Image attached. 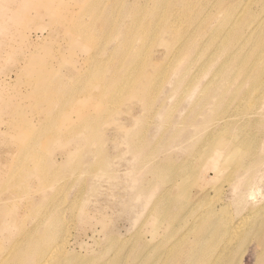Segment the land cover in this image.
<instances>
[{
	"label": "rangeland",
	"instance_id": "1",
	"mask_svg": "<svg viewBox=\"0 0 264 264\" xmlns=\"http://www.w3.org/2000/svg\"><path fill=\"white\" fill-rule=\"evenodd\" d=\"M11 8L16 16L0 15V81L6 82L0 91L18 110L10 118L0 112V138L11 144L10 156L1 158L0 194L8 197L15 236L52 212L67 236L54 264L68 252L74 264H174L172 256L188 254L187 243L208 242L197 230L171 247L210 205L218 221L258 207L262 219L264 0H0V9ZM19 57L33 73L14 72ZM42 69L51 76L40 75ZM56 75L64 89L49 87ZM81 79L84 87L75 90ZM56 90L52 109L42 97ZM68 95L81 103L61 111L55 99L62 103ZM223 116L227 136L239 128L247 143L242 151L257 158L252 174L238 171L235 189L237 160L228 153L219 166L216 155ZM27 137L39 158L31 156ZM59 145L74 151L64 165ZM49 148L56 149L51 157ZM205 154L211 176L201 174ZM247 178L260 193L241 206ZM245 238L218 263L226 257L254 264L256 240ZM198 255L204 250L192 264Z\"/></svg>",
	"mask_w": 264,
	"mask_h": 264
},
{
	"label": "bare ground",
	"instance_id": "2",
	"mask_svg": "<svg viewBox=\"0 0 264 264\" xmlns=\"http://www.w3.org/2000/svg\"><path fill=\"white\" fill-rule=\"evenodd\" d=\"M59 2L61 3L63 2V0H59ZM24 7L26 6L24 5L21 6V8ZM23 11H24L23 13H27V10L23 9ZM17 14L18 13L16 12L15 8L7 9V10L0 9V15L3 17H13L16 16ZM25 21H26V17L24 20V24ZM50 21L48 22V24L51 23ZM47 34L51 35V32H47ZM2 44H3V40L0 39V46ZM28 47L30 48L35 47V45L29 42ZM30 48L28 49V51L31 50ZM32 56L33 55H31L30 58ZM26 62H28V60L19 57V60L14 62L13 65V68L15 69L14 72H16L19 75L21 73H33L32 71H30V67H28L29 64H27ZM38 73L44 77L51 76V72H45V71L43 72V69ZM51 81L54 84H49L50 88L59 86L61 89H64V85H63L64 81L59 76L56 75L54 79H50V82ZM81 81L82 82L81 84L78 85V87H76V85L73 83L75 90H80L81 88L84 87V79H81ZM4 85H6V82L3 79L0 81V89L3 88ZM58 91L59 90L48 92V94L42 97L43 99L48 100L52 109L54 107L53 98L56 97L53 94L57 93ZM68 91H71V89L69 88ZM28 96L32 98L29 94ZM60 98H62V95L60 96ZM54 103L55 106L56 107L59 106L60 110L62 111L66 108L73 109L75 106L81 103V100L78 98V96L68 95L62 99V103L56 101V99ZM259 107H261V105ZM15 110L16 111L18 110L16 103L13 102L11 99L4 98L0 91V112L5 114L7 118H10L13 116L11 114ZM251 112L254 113L253 111ZM55 114L56 115L58 114V110L55 111ZM253 116L256 115L253 114ZM259 116L260 114L257 117L259 118ZM22 119L19 120L20 121L25 120ZM218 119H222L220 120V123L216 124V128H215V136L216 138H218L217 140L218 148L216 149V155L220 163L219 166H221V160L226 159V157H228L227 156L228 153H232L234 155V160H237V165L234 166V171L232 172V175H236V176L233 177L232 180L233 181L236 180V182H234L232 185L234 187L233 189L239 188L238 185L239 179H237L238 171L245 170L247 168L248 170L250 169V173L252 174L253 173L252 168L255 166V164H257L255 163V160L257 158L256 156H254L255 154H249V155L245 154L241 149L244 146H247L245 133L244 134L241 133L240 129L239 128L236 129L235 126L233 127L234 129L233 133L231 131V136L228 137L226 133L227 125H228L227 117L223 116ZM63 120H66V118H64ZM12 131L14 132L15 135L17 134V127L15 125L12 126ZM49 131L52 134L57 135V132H55L53 129L49 128ZM1 136L2 137L0 138V142L2 146L0 148V165L2 161L1 158L2 157L8 158L10 156L9 153L11 151V144H8L6 141H4L5 138L3 137V135ZM211 136H212V129L210 128V130L208 129L206 131L205 137L202 139V147L210 142V139L212 138ZM51 137H53V135H47L45 138H47L49 142H52L50 139ZM25 142L28 143V145H30L29 149L32 153L31 156L35 158H39L40 154L34 149L33 146L34 139L27 137L25 138ZM43 142L46 145L47 142L46 141ZM56 149H59L60 151H62V153H64V161L62 162L63 165L65 164L66 157H73L74 155L73 150L66 149L62 145H59ZM56 149L49 148L45 153L46 156L51 157V152ZM209 162H210L209 157L207 154H205L203 156V162H202L203 169L201 170V174L203 171H207L208 173H210L209 175L211 176V172L213 171V168H211ZM49 166H50V162H49ZM245 184L248 185H243V184L241 185L243 186V189L245 191L244 200L243 202L237 200L239 203H241V206L246 205V203L249 202L248 200L253 201L256 194L260 193L258 189H255L253 187L255 182L250 183V178H247L245 180ZM231 191L234 190L231 189ZM10 196L12 197L11 194ZM239 203H236L237 206L240 205ZM227 205L229 204L226 203L222 204L220 208L226 210ZM216 208L217 207L215 205H210L208 208H206L202 212L203 215L200 217V220H194L193 222H191L189 226L184 230V235L177 237L175 242L171 245V247H175L185 238L186 235L189 234L192 235L197 230L204 231L205 237L209 239L206 245L201 246L199 245V243H194V244L187 243V245L189 246L188 254L183 256L174 255L170 259L171 262L177 264V261L179 260H177L176 258H179L180 259L179 262L181 264H192L195 261L193 255L195 253H202V249H203L204 257L201 258V256L199 255L197 257V261H199L198 262L199 264H238V261L232 262L230 258L227 260L226 257L222 259L221 263H218V260L221 259L220 257L221 255H223L229 250L237 253L238 250L246 241L245 237L249 235L251 238H255L256 240V261L254 264L263 263L264 262V216L262 217V219H259L257 217L262 214L260 207L255 209L250 208V210L247 213L243 212V214H241L236 220L235 219L233 220L232 219L233 217L231 218L229 216L227 218H224V220H220V221L213 219L212 217L213 215L216 214L215 211ZM158 213L170 216V212H168L166 209H159ZM171 214L174 216L178 214V209L174 204H173V211H171ZM10 215H12V211L9 208L8 197H5L4 195L0 194V264H54L55 260L58 259V255L55 253V249L60 244H62L64 238L67 237L63 235L60 229L58 228L57 216L52 212H46L42 214L37 221L34 222V225H32L30 228H24L23 230L19 231V234L17 236H15L14 228L12 232V226H14L15 221L12 219V217H10ZM212 230L214 231L212 232ZM198 249H200L199 252H196ZM72 254L73 252H68L67 254L68 256H65L64 260L58 262L57 264H74L75 262L74 257L67 259Z\"/></svg>",
	"mask_w": 264,
	"mask_h": 264
}]
</instances>
